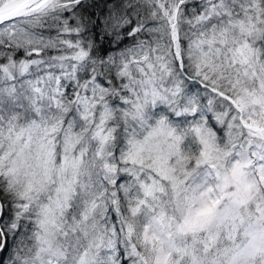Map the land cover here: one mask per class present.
Here are the masks:
<instances>
[{
	"label": "snow or ice",
	"instance_id": "snow-or-ice-1",
	"mask_svg": "<svg viewBox=\"0 0 264 264\" xmlns=\"http://www.w3.org/2000/svg\"><path fill=\"white\" fill-rule=\"evenodd\" d=\"M0 264H264V0H0Z\"/></svg>",
	"mask_w": 264,
	"mask_h": 264
}]
</instances>
